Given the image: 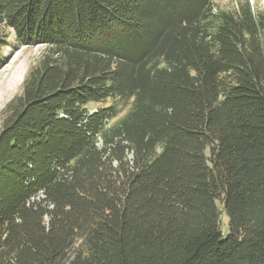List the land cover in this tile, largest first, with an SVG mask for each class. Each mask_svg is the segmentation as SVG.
I'll return each instance as SVG.
<instances>
[{"label": "trees", "instance_id": "1", "mask_svg": "<svg viewBox=\"0 0 264 264\" xmlns=\"http://www.w3.org/2000/svg\"><path fill=\"white\" fill-rule=\"evenodd\" d=\"M2 26L53 52L0 130V264H264L262 13L0 0Z\"/></svg>", "mask_w": 264, "mask_h": 264}, {"label": "rangeland", "instance_id": "2", "mask_svg": "<svg viewBox=\"0 0 264 264\" xmlns=\"http://www.w3.org/2000/svg\"><path fill=\"white\" fill-rule=\"evenodd\" d=\"M246 0H213L216 9L223 11H234L240 2ZM251 7L264 15V0H247ZM53 49V48H52ZM51 47L45 44L25 45L19 40L16 31L7 26L0 27V130L8 118L9 105L17 97L21 96L24 88V82L28 78L31 70L40 64L45 57L50 55ZM53 52V50H52ZM112 100L106 103H92L89 105L91 111L110 106ZM124 106V105H123ZM130 106H124L117 118L113 119L110 125H115L130 110ZM102 146L99 141L98 147ZM132 158V155H129ZM41 197L44 195L41 193ZM222 210V205L217 202ZM222 231L226 235L229 233V218L226 214L221 215ZM80 244V243H78Z\"/></svg>", "mask_w": 264, "mask_h": 264}]
</instances>
